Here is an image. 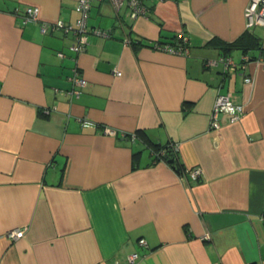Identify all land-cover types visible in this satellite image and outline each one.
Here are the masks:
<instances>
[{"label":"crops","instance_id":"0c3cea01","mask_svg":"<svg viewBox=\"0 0 264 264\" xmlns=\"http://www.w3.org/2000/svg\"><path fill=\"white\" fill-rule=\"evenodd\" d=\"M247 1L143 0L135 18L95 2L87 28L110 36L74 52L71 32L40 22L76 26L77 0H0V264H127L133 251L132 264H264V51L248 49L244 69L207 63L238 66L244 52L226 47L247 30L264 48ZM26 6L38 22L13 14ZM179 31L187 55L149 45ZM73 68L87 80L79 97ZM218 93L245 113L213 129ZM143 138L173 149L180 170Z\"/></svg>","mask_w":264,"mask_h":264},{"label":"built area","instance_id":"2783aa9c","mask_svg":"<svg viewBox=\"0 0 264 264\" xmlns=\"http://www.w3.org/2000/svg\"><path fill=\"white\" fill-rule=\"evenodd\" d=\"M104 0H77L75 10L80 14V17L76 23V26L67 25L61 20L55 22H40V30L42 33H46L49 30L55 31L60 30L64 33H70L73 35V41L70 49L74 52H81L84 50L85 45L88 41L89 34L99 35L103 37H109L110 31L101 28H87V19L89 9L95 2H101ZM112 4L116 9H119L122 5H126L129 11V15L135 18L139 15H144L146 8L143 4V0H106ZM14 15L22 16L23 23L29 21L38 22L39 8L37 6H26L23 10L15 7L13 9ZM244 16L246 20V28L250 29L254 26H264V0H248L244 8ZM125 44L131 42V39L126 36L124 38ZM153 48L165 51L171 54L187 55L189 53L190 40L184 31L177 32L174 42H161L153 41L149 44ZM59 56H64L62 52H58ZM224 63V70L230 69H244L245 63L248 62L249 55L244 52L242 54V62L237 64L234 62L230 55L220 56L217 60H211L208 64H215L217 61ZM257 60L260 64L264 65V55L258 56ZM72 82V88L68 91L71 96L79 97L83 88L87 85V80L80 75L76 68H73V74L70 77ZM244 81L252 83L253 78L250 75L244 77ZM245 113V107L242 103L236 102L231 95L218 93L215 97L213 108L210 113V126L213 129L220 127L221 123L219 120L220 114H227L229 121H237ZM84 125H88V122H84ZM104 132L108 134H114V130L111 128H105ZM186 175L191 179H198L200 177V170L196 167L187 168L184 170ZM24 232L23 227H17L8 232L10 238H17ZM138 243L142 246L146 245V241L143 238L138 240ZM139 257L138 252L133 251L127 255V264H132Z\"/></svg>","mask_w":264,"mask_h":264},{"label":"trees","instance_id":"16d2710c","mask_svg":"<svg viewBox=\"0 0 264 264\" xmlns=\"http://www.w3.org/2000/svg\"><path fill=\"white\" fill-rule=\"evenodd\" d=\"M175 36H172L171 39L169 40L170 43L174 42ZM137 41V40H135ZM134 40H132V42H135ZM161 42H166V41H162ZM139 42V41H137ZM150 44V43H149ZM231 47H238L241 48L243 52H246L248 49L250 48H258L261 51H264V48L261 47V43H260V39L259 37L250 32V31H245L244 33H242L236 40H234L233 42H230L227 44L226 49H230ZM138 134H141V132H137ZM145 139V138H143ZM147 141V144L149 146L152 147L153 152L159 157L163 158L165 161H167L173 168H175L176 170H180L181 165L179 164L175 152L173 151V149H168L167 146H163V147H159L157 145H151L149 144L148 140H144Z\"/></svg>","mask_w":264,"mask_h":264}]
</instances>
